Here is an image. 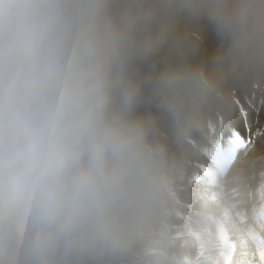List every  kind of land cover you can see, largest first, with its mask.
<instances>
[{"label": "clouds", "instance_id": "obj_1", "mask_svg": "<svg viewBox=\"0 0 264 264\" xmlns=\"http://www.w3.org/2000/svg\"><path fill=\"white\" fill-rule=\"evenodd\" d=\"M182 21L215 33L210 63ZM238 82L264 85V0H0V264H188L185 159Z\"/></svg>", "mask_w": 264, "mask_h": 264}, {"label": "bare ground", "instance_id": "obj_2", "mask_svg": "<svg viewBox=\"0 0 264 264\" xmlns=\"http://www.w3.org/2000/svg\"><path fill=\"white\" fill-rule=\"evenodd\" d=\"M180 31L187 33L184 43L191 62L210 63L219 47L213 30L182 21ZM165 58L158 57L157 65ZM232 88L236 100L248 102L243 101L251 113L249 122L241 120L235 108L227 128L193 140L185 159L193 170L185 183L183 176L179 182L172 236L188 264L262 262L258 245H264V85L238 82ZM249 93L260 95L263 103L254 102ZM147 110L159 115L152 107ZM160 127L168 133L162 116Z\"/></svg>", "mask_w": 264, "mask_h": 264}, {"label": "rangeland", "instance_id": "obj_3", "mask_svg": "<svg viewBox=\"0 0 264 264\" xmlns=\"http://www.w3.org/2000/svg\"><path fill=\"white\" fill-rule=\"evenodd\" d=\"M250 94V93H249ZM186 163V164H185ZM184 163V168H183V173H182V179H183V183H185L186 181H185V177L186 176H188V174L189 173H191V171L193 170L192 168L193 167H191L190 165L192 164V162L191 161H189V162H185Z\"/></svg>", "mask_w": 264, "mask_h": 264}]
</instances>
